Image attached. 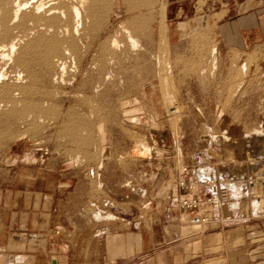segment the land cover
I'll use <instances>...</instances> for the list:
<instances>
[{"label": "rangeland", "instance_id": "1", "mask_svg": "<svg viewBox=\"0 0 264 264\" xmlns=\"http://www.w3.org/2000/svg\"><path fill=\"white\" fill-rule=\"evenodd\" d=\"M28 1L0 0V48L17 45L0 55V264H52L53 243L78 264L105 236L197 229L179 167L242 176L264 157L263 32L231 22L264 0H83L54 54L31 3L14 16Z\"/></svg>", "mask_w": 264, "mask_h": 264}, {"label": "crops", "instance_id": "2", "mask_svg": "<svg viewBox=\"0 0 264 264\" xmlns=\"http://www.w3.org/2000/svg\"><path fill=\"white\" fill-rule=\"evenodd\" d=\"M231 22L237 34L255 33L259 29L264 39V8L253 13L243 12ZM54 195V192L48 194L50 198ZM197 227L190 233L178 232L173 237L151 231L147 235L105 236L100 243L101 250L99 239L96 241L93 259L81 256L78 264H264V220L221 229ZM143 237L148 239L147 243ZM51 245L44 249L50 253V262L56 259V264L72 263L67 253L65 262L56 257L55 243Z\"/></svg>", "mask_w": 264, "mask_h": 264}, {"label": "built area", "instance_id": "3", "mask_svg": "<svg viewBox=\"0 0 264 264\" xmlns=\"http://www.w3.org/2000/svg\"><path fill=\"white\" fill-rule=\"evenodd\" d=\"M251 157V169L242 176L208 174L204 165L179 167L177 205L190 224L221 229L264 219V157Z\"/></svg>", "mask_w": 264, "mask_h": 264}, {"label": "bare ground", "instance_id": "4", "mask_svg": "<svg viewBox=\"0 0 264 264\" xmlns=\"http://www.w3.org/2000/svg\"><path fill=\"white\" fill-rule=\"evenodd\" d=\"M84 2H85V0H84ZM28 3H31L33 5L32 6L33 10H32V14H31L32 18L33 19H41V20L43 19L45 21L44 28H40V25L35 27L36 32L40 33L42 30H44L46 35L50 34L51 40L49 42V52H51L53 54L56 53L58 51V45L62 41V40H60V42H59L57 39H55L56 33L59 31V29H65L63 32L67 33V35H68V29H66V25L64 26L65 28H63V24H65L66 21L72 20L73 18L79 20V18L81 17V8H83V0H29L28 2H26L22 5L21 4L17 5V9L15 11L14 16L17 17L18 14L20 13V11L23 10V8ZM76 30L77 29H75L74 31H71L72 35H74L75 33L77 34L78 31L76 32ZM65 37H66V35H65ZM6 44L7 45H4V46L2 45V47L0 48L1 49L0 51L2 52V54L0 53V55L2 57H7L8 59H10L9 56H11L12 54L14 56L15 53L17 54V51H16L17 45H16V42L14 41V39H12V38L10 40H7ZM64 44H65V42H64ZM64 44H63V46H64ZM74 44L75 43H71V46H69L73 50L76 49V47H75L76 44L75 45ZM65 47L67 49V46H65ZM61 49H62V47H61ZM64 52H65V54L67 53V51H64ZM55 61L58 62V64H57V68L59 71L58 74L59 73L62 74L64 69H65V66H66L65 62L62 61V59H59V61L57 59ZM3 75H5V74H3L2 70L0 69V81L3 78ZM250 140L253 141V139L247 138V142H249ZM249 144H251V143H249ZM140 145H139V149L141 150V153L145 152V150H148L142 144H140Z\"/></svg>", "mask_w": 264, "mask_h": 264}, {"label": "water", "instance_id": "5", "mask_svg": "<svg viewBox=\"0 0 264 264\" xmlns=\"http://www.w3.org/2000/svg\"><path fill=\"white\" fill-rule=\"evenodd\" d=\"M52 264H56V260L55 259L52 260Z\"/></svg>", "mask_w": 264, "mask_h": 264}]
</instances>
